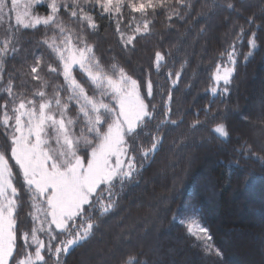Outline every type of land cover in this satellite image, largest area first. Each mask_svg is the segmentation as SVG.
Wrapping results in <instances>:
<instances>
[{
  "label": "snow or ice",
  "instance_id": "6c2138e0",
  "mask_svg": "<svg viewBox=\"0 0 264 264\" xmlns=\"http://www.w3.org/2000/svg\"><path fill=\"white\" fill-rule=\"evenodd\" d=\"M253 7L247 0H0V264H67L97 238L125 191L140 186L146 166L183 123L173 118V91L187 61L173 71L172 49L156 47L150 68L136 76L117 56L98 54L93 38L101 22L130 56L143 40H163L158 22L178 34L177 24H195L202 34L204 23L223 17L230 28L207 91L227 96L240 63L260 46L264 0L259 12ZM26 30L40 33L28 41L32 47L24 45ZM210 115L205 109L206 120ZM204 123L197 114L189 128ZM211 131L229 139L223 122ZM172 221L205 257H223L200 208L186 202ZM144 256L129 248L119 264H152Z\"/></svg>",
  "mask_w": 264,
  "mask_h": 264
},
{
  "label": "trees",
  "instance_id": "16d2710c",
  "mask_svg": "<svg viewBox=\"0 0 264 264\" xmlns=\"http://www.w3.org/2000/svg\"><path fill=\"white\" fill-rule=\"evenodd\" d=\"M247 3L256 6L251 11L259 12L260 0ZM257 23L262 25L257 32L260 46L247 62L240 63L230 94L214 97L207 91L209 75L230 28L223 17L204 23L206 31L202 34L195 24L190 28L177 24L178 34L158 22L156 29L163 40L155 36L143 40L130 56L121 52L112 29L105 30L106 22H101V31L93 38L98 44V54L117 56L136 76L150 68L156 47L172 49L175 66L170 62L169 67L173 71L187 61L181 81L173 91V118H182L183 123L171 131L163 149L146 166L140 186L125 191L118 208L101 223L97 238L68 256L67 264H119L129 248L143 251L144 258L152 264H264V219L262 226H258L251 212L264 210V191L261 190L259 199L249 198L250 212H242L243 215L238 211V204L245 198L244 189L255 193L264 186V21ZM39 36V32L22 33L25 47H32L28 41ZM241 51H248L246 43ZM12 63L20 66L19 60ZM152 79L154 83L158 79L155 72ZM159 81L166 92L163 74ZM207 108L211 109V115L206 120ZM197 114L205 123L191 130L189 125ZM219 122L228 127L227 141L216 138L211 131ZM173 140L182 142L174 146ZM234 160L239 166L229 168L228 162ZM186 202L200 208L203 223L224 253L222 258L205 257L198 242L183 226L172 221L176 209ZM217 211L220 217L216 216ZM100 253L103 259L99 258Z\"/></svg>",
  "mask_w": 264,
  "mask_h": 264
},
{
  "label": "rangeland",
  "instance_id": "374dc122",
  "mask_svg": "<svg viewBox=\"0 0 264 264\" xmlns=\"http://www.w3.org/2000/svg\"><path fill=\"white\" fill-rule=\"evenodd\" d=\"M263 187L264 186L260 187V190H259V188H257L258 191L255 190L256 191L255 193L253 191L249 192V191H247V190L244 189V192L243 193H244L246 199L245 198H242V201H241L242 203L239 202V203H241V204H238V211H239V213H241V214L246 213L247 214L248 211L250 212L252 210V205H251V203L249 201V198H251V199H259L260 198V195H261L260 194L261 193V190H262V192L264 191ZM263 198H264V195H263ZM245 206H247L248 208L245 209ZM251 212L254 213V215H255V221L257 222L258 226L261 227L262 224H263L262 221L264 219V217H263L264 210H261V212H260L259 210H255L254 209ZM220 215H221L220 212L217 211L216 212V216L220 217ZM253 240H254V242L258 241V239H256V238H253ZM248 256H250V255H248Z\"/></svg>",
  "mask_w": 264,
  "mask_h": 264
}]
</instances>
